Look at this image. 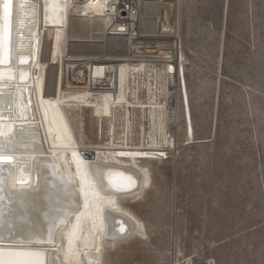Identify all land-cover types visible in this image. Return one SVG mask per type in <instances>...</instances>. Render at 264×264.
<instances>
[{
	"label": "bare ground",
	"instance_id": "6f19581e",
	"mask_svg": "<svg viewBox=\"0 0 264 264\" xmlns=\"http://www.w3.org/2000/svg\"><path fill=\"white\" fill-rule=\"evenodd\" d=\"M146 1L156 16L155 0H126L135 10L127 18L119 0L12 1L10 65L0 66V156L13 158L0 164V264L12 250L5 238L22 243L18 251L39 253L21 258L38 264H101L104 241L143 235L142 223L122 202L136 200L149 186L143 160L157 159L170 142L165 131L175 117L168 109L172 90H178L186 135L193 139L184 57L176 42L157 57L135 52L139 44L131 42L141 38L142 26L154 33L137 15ZM5 19L0 0V63L6 56ZM126 33L123 55H100V48L105 52ZM45 36L51 42L44 46ZM25 56L31 61L19 65ZM169 63L174 74L166 71ZM26 73L29 80L22 82ZM143 88L147 102L140 97ZM80 106L92 108L100 121L114 118L109 128L122 143L90 152L79 148L66 108ZM134 110L152 126L146 136L142 128L141 144L130 147ZM23 177L28 184L17 185Z\"/></svg>",
	"mask_w": 264,
	"mask_h": 264
},
{
	"label": "rangeland",
	"instance_id": "374dc122",
	"mask_svg": "<svg viewBox=\"0 0 264 264\" xmlns=\"http://www.w3.org/2000/svg\"><path fill=\"white\" fill-rule=\"evenodd\" d=\"M119 1L125 18L135 13ZM155 1L156 16L151 1L137 11L154 33L142 26L141 38L130 41L139 44L135 52L150 57L176 42L193 139L186 135L178 90H172L168 109L175 117L165 131L170 142L157 159L143 160L149 186L136 200L122 202L142 223L143 235L104 241L101 264H264V0ZM126 35L105 52L100 48V55H123ZM45 39L44 46L51 42ZM44 49L40 58H46ZM140 97L150 98L144 88ZM66 112L82 150L122 143L109 128L114 118L100 121L82 106ZM129 124L127 143L134 147L142 142V128L146 136L152 125L138 110Z\"/></svg>",
	"mask_w": 264,
	"mask_h": 264
},
{
	"label": "water",
	"instance_id": "95a60500",
	"mask_svg": "<svg viewBox=\"0 0 264 264\" xmlns=\"http://www.w3.org/2000/svg\"><path fill=\"white\" fill-rule=\"evenodd\" d=\"M12 1L13 0H8V9H7V19H5V24L2 25V32H3V35H4V45L6 47V56L4 57V61L3 63H0V66H9L10 65V56H9V53H10V49H8V43L10 42V39H11V16H12ZM32 1H36V0H32ZM7 25V27L5 26ZM20 59V58H19ZM17 60H18V57H17ZM30 58L29 57H24L22 58L21 60H18L17 63L19 65H24V64H28L30 62ZM168 72L171 73V74H174V66L171 64L168 66ZM29 80V75L28 73H26L24 76H23V81L22 82H27ZM25 92V98H26V103H27V106L29 108V111H30V106H31V103H30V97H29V93H28V90L25 89L24 90ZM0 157H9V156H0ZM10 159H0V164L1 163H5V164H11L13 163V158L12 157H9ZM24 178V177H23ZM21 179L19 181H15L17 185H22V184H28V181L24 179Z\"/></svg>",
	"mask_w": 264,
	"mask_h": 264
},
{
	"label": "snow or ice",
	"instance_id": "6c2138e0",
	"mask_svg": "<svg viewBox=\"0 0 264 264\" xmlns=\"http://www.w3.org/2000/svg\"><path fill=\"white\" fill-rule=\"evenodd\" d=\"M8 9V0H5V12L7 13ZM7 27V25H5ZM0 159H10L9 157H0ZM120 233L123 234L125 230L121 228ZM7 245L12 250L4 253L8 257V259H5L3 264H38L37 261H29L25 259H21L22 257H28V256H38L39 253L35 252H29V251H18L16 249L22 247V243H17L15 240H7L5 238Z\"/></svg>",
	"mask_w": 264,
	"mask_h": 264
},
{
	"label": "built area",
	"instance_id": "2783aa9c",
	"mask_svg": "<svg viewBox=\"0 0 264 264\" xmlns=\"http://www.w3.org/2000/svg\"><path fill=\"white\" fill-rule=\"evenodd\" d=\"M123 25H124V23H123ZM135 32H136V30H133V31L131 32V34L135 36ZM133 33H134V34H133ZM124 36H125V35H124ZM161 64H162V63H161ZM171 64H172V63H169V65H171ZM169 65H168V66H169ZM172 65H174V64H172ZM166 71L168 72V67H167Z\"/></svg>",
	"mask_w": 264,
	"mask_h": 264
}]
</instances>
